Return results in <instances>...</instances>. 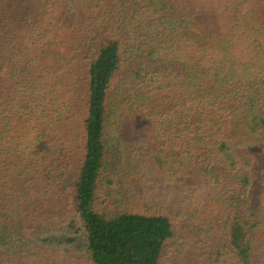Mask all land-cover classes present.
Masks as SVG:
<instances>
[{
    "label": "trees",
    "instance_id": "1",
    "mask_svg": "<svg viewBox=\"0 0 264 264\" xmlns=\"http://www.w3.org/2000/svg\"><path fill=\"white\" fill-rule=\"evenodd\" d=\"M258 148L264 0H0V264H264Z\"/></svg>",
    "mask_w": 264,
    "mask_h": 264
},
{
    "label": "rangeland",
    "instance_id": "2",
    "mask_svg": "<svg viewBox=\"0 0 264 264\" xmlns=\"http://www.w3.org/2000/svg\"><path fill=\"white\" fill-rule=\"evenodd\" d=\"M150 120L141 112H124L120 124V132L125 144L132 146L138 138L150 134ZM247 155L251 157L252 168L250 170L252 177V188L249 196V203L256 214V219L264 222V151L260 148L247 151ZM179 190H173L171 200L178 201ZM159 199H163L162 193L154 195ZM210 260V257L208 258Z\"/></svg>",
    "mask_w": 264,
    "mask_h": 264
}]
</instances>
